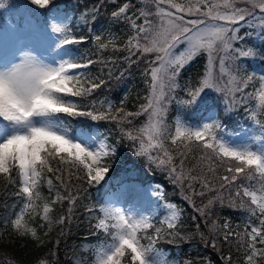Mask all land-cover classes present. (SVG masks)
I'll return each instance as SVG.
<instances>
[{"label":"snow or ice","instance_id":"6c2138e0","mask_svg":"<svg viewBox=\"0 0 264 264\" xmlns=\"http://www.w3.org/2000/svg\"><path fill=\"white\" fill-rule=\"evenodd\" d=\"M105 3L116 4L117 0H98L76 15L77 4L69 14L54 7L53 0H27V21L0 30V177L5 181L4 195H14L18 207L6 218V226L22 238L30 235L40 246L43 240L37 228L30 226L40 215L38 201L42 202L41 219L49 228L52 204L67 201L69 215H61L55 223L70 221L78 191L72 192L63 172L54 169L52 162L68 164L89 185H100L110 172L105 161L114 158L118 148L88 125L69 121L80 117L114 120L121 139L133 143L135 156L145 159L149 168L164 169L173 185H179L185 203L196 213L192 219L203 220L205 230L197 223L191 232H185L180 223L183 212L171 202L164 204L166 214L160 220L166 230L155 227L154 218L136 212L129 199L121 202V196L127 197L135 189L118 178L116 190L109 189L111 199L86 210L97 212L92 235L100 239L91 247L90 257L74 264H169L156 247L160 239L190 242L197 237L218 251V239L229 243L236 237L245 248L246 264H257L258 254L264 256V247H257L264 246V119L260 118L264 116V74L249 71L248 61L264 58V0H123L107 17L102 29L107 31L106 37L74 35L73 21L94 28ZM5 7L0 0V9ZM120 24L127 30L122 44L112 31L113 25ZM89 39L99 50L111 45L113 53L125 55L85 59L69 47ZM248 40L260 47L246 45ZM197 58H203L204 70L194 80L186 79L182 87L185 68ZM118 61L126 68L117 79L136 66L146 93L136 111H125L121 100V107L115 108L117 117L111 115L114 105L109 100L102 101L100 109L95 102L87 106L82 101L106 83L100 78L104 67L98 73L89 69L99 63L111 77V65ZM178 91L183 98L177 96ZM214 94L223 97L226 113L243 109L251 125L250 131L241 129L243 139H231L237 134L229 132L216 115L195 125L179 115L169 122L173 104L192 107L203 96ZM141 116L146 120L136 127L134 121ZM169 141L175 151L167 146ZM193 153L199 154L192 157L196 163L186 168ZM50 173L65 193L56 189L54 199L43 197L40 190L44 183L50 193L55 189ZM9 185L17 191L8 193ZM151 195L163 198L159 188ZM196 198L201 200L199 206ZM217 205L247 214L244 233L231 231L227 218L222 226L218 217L212 219ZM221 262L233 264L231 255L221 254ZM32 264L55 261L37 257Z\"/></svg>","mask_w":264,"mask_h":264},{"label":"trees","instance_id":"16d2710c","mask_svg":"<svg viewBox=\"0 0 264 264\" xmlns=\"http://www.w3.org/2000/svg\"><path fill=\"white\" fill-rule=\"evenodd\" d=\"M4 2L6 7L0 9V24L3 23L2 21L6 15L12 16L14 18L20 17L24 19H27L30 16L29 10L25 7L27 0H4ZM97 2L98 0H53L54 5L61 6L67 9L69 12H72V14L74 11L73 5H79V8L75 10L76 15H78L79 11L83 10V8ZM122 2L123 0H117L116 4L105 3L104 7L101 9V15L94 28L81 26L73 21V34L76 36L86 35L89 37L95 34H101L102 36L106 37L107 31H102V29H104L108 23L107 17L110 12L117 8ZM133 2H135V0H133ZM140 6L141 5L139 4L136 5V7ZM32 7L35 8L37 6ZM36 15H39V13H36ZM112 31L119 36V43L122 44L126 39V26L123 24L113 25ZM249 41L251 45L257 48L260 47L258 42L252 40H248L247 42ZM69 47L74 48L78 55L83 54L85 59L106 60L109 56L120 57L125 55L123 52L113 53L111 51V45H109L108 50H99L96 44H94L90 39L84 44L72 45ZM202 60L203 59L201 58V60L198 62H192L193 68H185L181 78H184L185 80H194L196 74L200 72L203 67ZM142 64L143 63H141L140 68ZM254 64L255 66L258 64L259 69L264 70V58L257 57L254 59ZM102 67H104L105 70L100 75V78L104 79L106 83L101 88L97 89L89 98L83 100L82 103L87 106H91L93 102H95L97 107V105H101V102L110 96V100L114 106L120 104L121 107V100H124L123 107L125 111H134V108L141 103V94L146 93L145 86L140 75V70L136 66H133L128 72L125 73L123 79H117V77L120 76V71L126 68L125 63L118 61L116 64L111 65L113 69L111 77L108 75L107 68L99 63L95 64L91 69H89V71L92 73H98ZM112 77H114V79H112ZM99 96H101L102 99H97ZM214 102L216 103V101L212 99V101L208 102L209 105H207V103L203 104V106H201L200 103L197 104L193 107V110H196L197 112L193 116H197L199 112L203 113V111L206 110V106L208 107L215 105ZM115 108L117 107L115 106L114 109ZM218 109V111L223 114L224 119L231 118V115L224 113V111L220 108ZM113 112L115 114H113ZM172 113V109L169 110V122H172ZM111 115L118 117V114L115 112V110L112 111ZM69 122L78 126L88 125L90 128L96 125L103 127L105 132L108 134L111 143L117 146V155L123 156L124 159L119 163H113L112 160H109L108 166L110 167V172L106 177V181L101 182L100 185H89L84 179L80 178L82 173L68 164L58 165L56 162H52L51 166L54 169L59 167L63 172V179L69 184L72 192L76 194L78 191V199L76 200L73 206V211L70 214L71 220L65 221L63 225L56 224L55 221L60 217V214L64 213V210L68 208L65 205L67 201L50 205L51 210L49 217L53 222L50 228L48 223L41 219V215L37 216L31 222V224L37 228L39 238L43 240V244L40 246H37L38 241L30 235L22 238L15 233L14 229H12L10 225L6 226V218L13 215V213L17 211V198L11 194L4 195L6 191L5 181L2 177H0V264H32V262L37 257H45L48 260H54L55 264H74L75 261L81 258L90 257L91 254L88 245L91 243V241L100 239V237L92 235L94 231L92 225L94 223V219L96 218L97 212L92 211L89 214V212L86 210L95 209L97 203H94V201H98L95 195L97 189L100 187L101 191L105 192L109 190L110 187L112 188L116 186V181L118 178H120L123 168H125L123 163L126 161H131L133 165L138 167L140 166L139 163H133V157L128 159L130 157L128 156V140L121 139V134L117 128L116 121H92L91 118L80 117L74 120L70 119ZM125 127L128 126L125 125ZM169 149L175 151V146H169ZM198 155V153H193L189 156V158L186 160V168L191 167L192 164L196 163L192 157ZM176 163L179 165V158L176 159ZM153 170L159 171L158 174L155 175V172L152 171V174H146L143 180H152L153 177L158 179L162 183L161 187H163V196L173 200L177 205L182 207L185 215L182 217L180 223L182 224L184 231L191 232L197 223L200 224L201 231H204L205 229L203 220L197 219L194 221L192 219L196 213L191 211L190 207L180 196L179 190L177 188L179 185H173L164 169L153 168ZM49 176L53 178L55 189L50 193L47 184H42L40 190L43 197L54 199L56 196V189H59L62 194H65L64 189L59 185V182L55 180V176H53L51 173ZM196 188L199 189V184H196ZM15 191H17L15 186H8V193H13ZM245 200H247V198H245ZM37 203L39 205L42 204L40 201ZM237 203H239V200H237ZM197 204H201L200 198H196V205ZM66 215H69V213ZM217 217L219 218V225L222 226L225 222V218H227L230 222L231 231L244 233L245 222L247 220V214L245 212L233 210L229 207L220 208V206L217 205L212 219H216ZM41 224L44 226L39 227ZM164 229L166 230V228ZM44 233L48 234L44 235ZM234 240V242L224 243L223 240L218 239L217 244L219 246V251L212 248L210 245H206L198 237L192 239L190 242L176 240L175 242L170 243L163 238L159 241L164 244L165 247L167 246L171 251H173L177 257V264H183L185 260H191L193 264H209V262L210 264H222L221 254H230L233 264H246L244 258L245 248L240 246V239L234 237ZM243 241L246 244L247 238L244 237ZM49 253H55V256L49 255Z\"/></svg>","mask_w":264,"mask_h":264},{"label":"rangeland","instance_id":"374dc122","mask_svg":"<svg viewBox=\"0 0 264 264\" xmlns=\"http://www.w3.org/2000/svg\"><path fill=\"white\" fill-rule=\"evenodd\" d=\"M53 6L61 9L64 12H68L69 13L68 10L63 9L60 6L59 7L56 6V5H53ZM69 14H71V13H69ZM27 19H20V20H18V19L14 20L13 18L12 19H7L6 20V24H0V30L7 29L8 25L13 23V22L15 24H17V25L25 23L27 21ZM245 44L246 45H251L250 41L249 42L245 41ZM43 54L49 55V56L54 55V53H43ZM200 60H201V58H197L194 62H198ZM202 63H203V60H202ZM202 66L203 67H202L201 71L204 70V65H202ZM143 67H144V64H142L141 68H143ZM188 67H192L193 68L192 63H190L188 65ZM248 67H249V71H253L254 70L257 74H264V70L263 69H259L258 64L255 66L254 60L248 61ZM112 79H114V77H112ZM184 81H185L184 78L180 79V83H181L182 87H183ZM145 91H146V89H145ZM144 95L145 94H141L142 97ZM177 96L183 98V93L178 91L177 92ZM99 98H101V96H99L97 99H99ZM110 99L111 98L109 96L105 100L111 101ZM212 99H214L216 101V103L214 102L215 105L208 106L206 108L207 110L203 114V116L202 115L200 116V112L198 113L197 116H193L194 114L197 113L196 110H193L194 106H192V107H182V106L173 104L171 107L175 110V113L172 115L171 120L173 121L175 116L179 115L184 121L195 125L197 123L206 122L209 117H211L213 115H216L223 122V124L225 125V127L228 129L229 132H233V133L237 134L236 136L231 137V139H233V140L243 139L244 137H243V135L241 133V129L243 128V129H248L249 131L251 130L250 122L249 121L245 122L243 120V116H244L243 109H241L239 111H233L231 113H227V114L231 115V120L224 119L223 118V114L220 113V116L218 114V108H220L221 110L224 111V113H226L225 110H224V107H223V97L222 96L215 95V94L211 95V96H207L206 95V96H203L201 98L199 103H200L201 106H203V104H206V103L209 105L208 102L212 101ZM140 102L144 103L145 101L143 99H141ZM140 104H138V106H136L134 108V111L138 110V107H139ZM99 106L100 105H97V109H100ZM115 106L117 108H119L120 104H117ZM114 107H113V110H115ZM113 114H115V113L113 112ZM185 116H187V117H185ZM188 116H190L191 118L188 117ZM195 118H197V119H195ZM260 118L264 119V116H261ZM145 120H146L145 116H141V117L137 118L134 121L135 126L139 127V125L142 124ZM224 120H226V121H224ZM228 122H231V123H228ZM232 123H234V124H232ZM90 130L93 133H95V134L101 135L102 138L103 137H107L109 142L111 143V141H110V139L108 137V134L105 132L103 127H100V126L96 125L94 127H91ZM127 145L129 147L128 156H130L128 159L133 157V163H139L140 166L138 167V166L133 165L131 161L130 162L126 161L125 164L123 163L125 165V168H123L120 178L123 177V179L125 181H127L129 183V185L133 189H135V191H133L130 194H128L127 197L121 196V202H123V200L125 198L129 199L131 201V204H132V206H133V208H134V210L136 212H143L145 215L152 216L154 219L151 222L154 224V226L159 225L160 227L166 228V225L162 226L160 224V220H162L164 218L165 214H166V210L164 208V204L168 203V202L176 204V202H174L171 199L163 197V195H162V197H163L162 199H158L157 197H154V196L151 195L152 191L156 190L157 188H159L160 193H162V191H163V187H161L162 183L158 179H156L155 177H153L152 180H143V178H144V176L146 174H148V175L152 174L151 173L152 171L155 172V175H157L159 171L153 170V168H156L155 166H152L151 168H149L148 165L146 164L145 159L138 158V157L135 156V154H134V146H133L132 142L128 141ZM167 146L168 147L172 146L170 141L168 142ZM123 159H124L123 156H118L116 154V156L114 158L109 159V160H112L113 163H119L120 161L122 162ZM109 160L105 161V166L109 165ZM139 160H140V162H139ZM152 176H154V175H152ZM116 188H117V185L115 187H112L111 190L115 191ZM177 188L179 190L180 196L183 199L185 193L180 189V187L177 186ZM95 195H96V199L98 200L97 202L94 201V203H97L95 208H97L100 203L105 202L108 199H111L109 190H107L105 192H102L100 187L97 189V192H96ZM65 205H66V207H69L68 203H66ZM124 206L127 207L128 205L124 204ZM177 206L183 211L182 207H180L179 205H177ZM197 206H199V204H197ZM190 209H191V211H193V209L191 207H190ZM17 211H18V208H17ZM38 211H39L40 215L42 216L43 215L42 204L39 207ZM66 214H68V208H66L64 210V213H61L60 216L61 215H66ZM184 215L185 214L183 212L182 216H184ZM96 216H97V213H96ZM26 219H28V217H26ZM93 222L95 223V219H94ZM209 223H211V221ZM30 226L34 227V225H32V224H30ZM98 241H99V239H95V240L91 241V243L88 245L89 246V250ZM234 241H235L234 237L231 238L230 242H234ZM145 243H146V241H145ZM156 247L162 250V254L167 259L169 264H177L178 263L177 257L175 256L173 251H171L167 246L165 247L164 244H162L160 241H158L157 244H156ZM257 247L260 248V247H264V246L257 244ZM90 254H91V251H90ZM255 259L257 261V264H264V256H261V255L258 254V256Z\"/></svg>","mask_w":264,"mask_h":264}]
</instances>
